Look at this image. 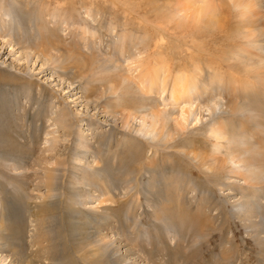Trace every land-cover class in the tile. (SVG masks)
Returning <instances> with one entry per match:
<instances>
[{
  "label": "rangeland",
  "instance_id": "1",
  "mask_svg": "<svg viewBox=\"0 0 264 264\" xmlns=\"http://www.w3.org/2000/svg\"><path fill=\"white\" fill-rule=\"evenodd\" d=\"M47 207L49 264H264V0H0V264Z\"/></svg>",
  "mask_w": 264,
  "mask_h": 264
},
{
  "label": "bare ground",
  "instance_id": "2",
  "mask_svg": "<svg viewBox=\"0 0 264 264\" xmlns=\"http://www.w3.org/2000/svg\"><path fill=\"white\" fill-rule=\"evenodd\" d=\"M251 10L253 9L252 7L249 6L246 8L245 13L246 12L251 13ZM252 16H257V15L254 14ZM252 16H248L250 23L245 22L246 24L249 23L246 26L253 25L255 19H252L253 18ZM245 36L248 37L247 34H245ZM249 37H253V35H249ZM251 40H252L251 43L254 42V38ZM218 78L219 77L216 75V73H211L209 77L205 76L204 81L203 80L199 81V83L193 84L191 87H188V89L186 87L187 86L186 82L182 79H178V84L177 85L175 84L174 87L172 86L173 89H172L171 98L174 100L175 103H178L181 100L184 102V106L182 107L181 105L182 110L180 112L179 121H183V122L186 121L190 111L195 116L194 117L195 124L201 121V116H196L197 113H194L193 105L188 104L189 98L191 96H193L196 99H199L200 97H203V95L205 94L206 96L208 95L206 102L200 105L199 107V108L205 107V109L208 111V116L211 115L217 108H220V98L217 97V95L213 94L212 92L213 91L212 84H215V83L221 84V80ZM188 91H191V95L188 94ZM130 117H131V114H128L127 118H130ZM147 118L150 119L149 125H146L145 123ZM139 120H140V125H138L136 129H134L135 131H144V129L146 128V131H148L147 133H150L149 131L155 130L157 126L159 125L158 123L159 116L157 113H153V112L146 113L142 115ZM180 125L182 126V124ZM178 130H181V128H176V130L173 131L172 133L173 136L175 134H178ZM211 132L215 135H218L219 129H216V133L213 129H211ZM193 157L195 158V156ZM232 163H234V160H232ZM101 202H105V200ZM53 217H54V212L52 208L47 207L46 210L43 211V213H40L33 219V221H35V224H34L35 230H33V233L31 234L32 235L31 241L34 245L37 246L33 254V258H36V259L23 260L22 258L23 255L19 251L16 250V252L13 251L15 252V254L13 255V257H11V264H49L55 259L57 260V258L58 260H60V243H59L60 239L56 237L57 233L55 234L54 233L55 231H51V227L49 226V225H52L53 223ZM0 238L2 239V237ZM13 250H15V247Z\"/></svg>",
  "mask_w": 264,
  "mask_h": 264
}]
</instances>
